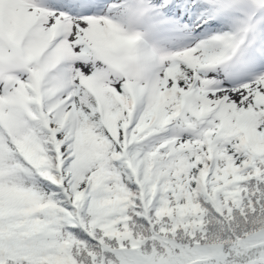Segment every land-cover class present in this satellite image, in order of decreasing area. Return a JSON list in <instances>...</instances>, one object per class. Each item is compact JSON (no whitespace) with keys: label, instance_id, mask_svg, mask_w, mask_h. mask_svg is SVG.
<instances>
[{"label":"snow or ice","instance_id":"1","mask_svg":"<svg viewBox=\"0 0 264 264\" xmlns=\"http://www.w3.org/2000/svg\"><path fill=\"white\" fill-rule=\"evenodd\" d=\"M114 6L0 0V264H215L264 229V0H176L206 38L147 85Z\"/></svg>","mask_w":264,"mask_h":264},{"label":"rangeland","instance_id":"2","mask_svg":"<svg viewBox=\"0 0 264 264\" xmlns=\"http://www.w3.org/2000/svg\"><path fill=\"white\" fill-rule=\"evenodd\" d=\"M162 1L163 0H148L149 11L144 17L143 28L147 30L146 32L151 37H155L158 47H160L164 53L181 51L206 38L204 34L195 32L196 30L193 27H185L183 23L180 24L177 21L169 19L170 16H174L178 19L187 21L184 17L185 15L192 16L191 13L185 11L183 14L177 15L175 12H170L168 10L169 7L174 4V0L161 5ZM123 4L124 0H114L115 6L112 11L113 18L117 21L120 20L119 11L123 8ZM203 18L201 17V19L199 18L195 21L199 24ZM191 20H193V18ZM254 236L256 239L264 238V229L257 232ZM106 247L110 250L113 259L118 257L122 251L118 244H109ZM127 247L131 250L130 244Z\"/></svg>","mask_w":264,"mask_h":264},{"label":"trees","instance_id":"3","mask_svg":"<svg viewBox=\"0 0 264 264\" xmlns=\"http://www.w3.org/2000/svg\"><path fill=\"white\" fill-rule=\"evenodd\" d=\"M262 196H264V193H262ZM249 218L253 222L257 219ZM262 230L252 228L241 217L237 216L235 225L228 232H214L213 235L209 236L204 246L212 248L215 264H264V238L256 239L254 236ZM139 231L159 236V232H153L150 226L143 224ZM180 240L184 241L185 237L181 236ZM170 242L175 243L176 241Z\"/></svg>","mask_w":264,"mask_h":264},{"label":"clouds","instance_id":"4","mask_svg":"<svg viewBox=\"0 0 264 264\" xmlns=\"http://www.w3.org/2000/svg\"><path fill=\"white\" fill-rule=\"evenodd\" d=\"M148 5H145L147 9ZM120 20L118 21L123 29L130 34H140L141 39L125 55L126 71L137 82L148 84L158 75V71L163 68L166 61L164 53L160 48L146 39L143 28L144 17L146 15L130 14L123 8L119 11Z\"/></svg>","mask_w":264,"mask_h":264}]
</instances>
